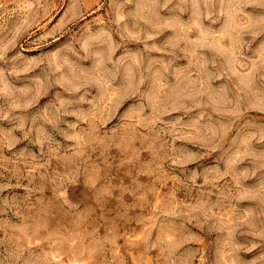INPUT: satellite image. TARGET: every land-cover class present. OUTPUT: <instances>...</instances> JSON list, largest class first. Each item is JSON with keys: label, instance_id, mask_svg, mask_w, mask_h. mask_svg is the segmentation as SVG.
Masks as SVG:
<instances>
[{"label": "rangeland", "instance_id": "374dc122", "mask_svg": "<svg viewBox=\"0 0 264 264\" xmlns=\"http://www.w3.org/2000/svg\"><path fill=\"white\" fill-rule=\"evenodd\" d=\"M0 264H264V0H0Z\"/></svg>", "mask_w": 264, "mask_h": 264}]
</instances>
